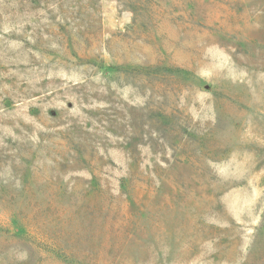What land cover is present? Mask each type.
<instances>
[{"label":"rangeland","instance_id":"rangeland-1","mask_svg":"<svg viewBox=\"0 0 264 264\" xmlns=\"http://www.w3.org/2000/svg\"><path fill=\"white\" fill-rule=\"evenodd\" d=\"M0 264H264V0H0Z\"/></svg>","mask_w":264,"mask_h":264}]
</instances>
